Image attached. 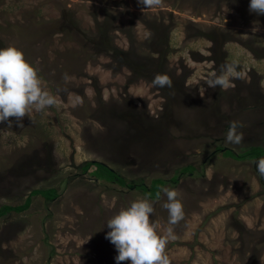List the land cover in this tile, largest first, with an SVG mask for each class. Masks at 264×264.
Returning <instances> with one entry per match:
<instances>
[{
  "label": "rangeland",
  "instance_id": "obj_1",
  "mask_svg": "<svg viewBox=\"0 0 264 264\" xmlns=\"http://www.w3.org/2000/svg\"><path fill=\"white\" fill-rule=\"evenodd\" d=\"M249 5L163 0L142 11L138 0H0V48L22 50L56 99L30 110L23 128L14 117L0 123V208L36 190L58 195L0 219V264H116L107 221L148 197L96 180L93 168L84 171L91 162L137 186L163 180L180 192L185 215L167 244L171 264H261L260 159L224 156V148H264V15ZM231 62L244 78L209 88ZM157 73L172 87L153 85ZM229 121L244 125L239 145L226 143ZM166 200L150 199L161 235Z\"/></svg>",
  "mask_w": 264,
  "mask_h": 264
},
{
  "label": "clouds",
  "instance_id": "obj_2",
  "mask_svg": "<svg viewBox=\"0 0 264 264\" xmlns=\"http://www.w3.org/2000/svg\"><path fill=\"white\" fill-rule=\"evenodd\" d=\"M138 4L142 11H146L162 6L163 0H138ZM249 10L264 15V0H250ZM259 30L253 27L252 32ZM244 76V70H238L235 62L224 63L218 73L212 74L207 86L227 89L233 86L231 79H243ZM63 79L67 82L71 77L65 73ZM152 83L160 88L172 87L170 77L164 73L155 74ZM261 87H264V81H261ZM55 104V97L42 86L37 69L26 60L23 51L15 46L0 48V123L14 117L18 126L23 128L21 121L30 110L43 112ZM243 126L242 122L229 121L226 143L239 145L243 141V132L239 129ZM257 170L264 175V158L258 161ZM160 191L167 197L162 205L168 212L166 235L159 234V221L151 219L154 208L149 198L132 201L130 206L122 208L107 221L110 231L106 239L115 245L118 253L116 264H171L166 248L169 240L175 239L174 226L184 219V206L177 189L163 187ZM261 264H264V259H261Z\"/></svg>",
  "mask_w": 264,
  "mask_h": 264
},
{
  "label": "trees",
  "instance_id": "obj_3",
  "mask_svg": "<svg viewBox=\"0 0 264 264\" xmlns=\"http://www.w3.org/2000/svg\"><path fill=\"white\" fill-rule=\"evenodd\" d=\"M221 151L222 149H218ZM224 156L228 158H232L238 161H252V160H259L262 157H264V148L263 147H255L250 150L243 151L241 153H235L232 150L225 149ZM92 171V176L96 180H102L110 184H116L121 188H126L129 190H132L134 188H137L138 190H141L149 199L151 200H157L161 196V188L166 185V181L163 180H156L151 183L150 186L141 185L137 186V184L128 182L125 178L121 177L119 174H117L115 171L111 170L108 166H105L102 163L98 162H91L84 166L85 173L89 170ZM188 172H194V168L192 166L186 167L183 169V173ZM179 176H175L171 179V182L176 183ZM157 193H159V197L157 196ZM41 197L46 201H53L57 198L56 190L49 189V190H36L33 191L30 195V197L26 200V202L17 207H11V206H4L0 208V219L7 216L10 213H24L27 211L32 204V198L33 197Z\"/></svg>",
  "mask_w": 264,
  "mask_h": 264
},
{
  "label": "water",
  "instance_id": "obj_4",
  "mask_svg": "<svg viewBox=\"0 0 264 264\" xmlns=\"http://www.w3.org/2000/svg\"><path fill=\"white\" fill-rule=\"evenodd\" d=\"M225 151V150H224Z\"/></svg>",
  "mask_w": 264,
  "mask_h": 264
}]
</instances>
